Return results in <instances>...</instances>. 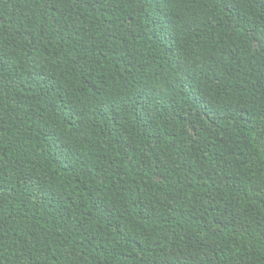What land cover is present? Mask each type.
<instances>
[{
	"label": "trees",
	"instance_id": "trees-1",
	"mask_svg": "<svg viewBox=\"0 0 264 264\" xmlns=\"http://www.w3.org/2000/svg\"><path fill=\"white\" fill-rule=\"evenodd\" d=\"M0 264H264V0H0Z\"/></svg>",
	"mask_w": 264,
	"mask_h": 264
}]
</instances>
